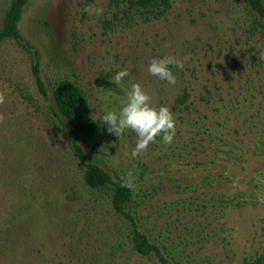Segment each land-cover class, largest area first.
Masks as SVG:
<instances>
[{
	"label": "rangeland",
	"instance_id": "1",
	"mask_svg": "<svg viewBox=\"0 0 264 264\" xmlns=\"http://www.w3.org/2000/svg\"><path fill=\"white\" fill-rule=\"evenodd\" d=\"M170 1L144 20L110 0H29L19 28L38 50L50 96L61 80L84 92L94 160L131 188L141 230L177 264H243L264 252V20L244 0ZM10 3L0 0V30ZM166 55L185 60L175 86L147 72ZM123 69L129 76L117 85L111 76ZM131 83L176 121L172 143L158 138L136 157L135 134L119 139L101 120L119 112ZM51 102L28 52L5 39L0 264H157L134 250L111 193L85 184Z\"/></svg>",
	"mask_w": 264,
	"mask_h": 264
},
{
	"label": "trees",
	"instance_id": "2",
	"mask_svg": "<svg viewBox=\"0 0 264 264\" xmlns=\"http://www.w3.org/2000/svg\"><path fill=\"white\" fill-rule=\"evenodd\" d=\"M115 7H122L126 16L137 14L144 20L164 15L171 8L170 0H110ZM29 0H11L0 30V44L5 39H14L30 55L33 74L41 94L51 98L49 106L52 116L67 131L68 140L75 158L85 167V184L94 190H107L111 193L114 212L129 226L134 250L143 257H149L157 264H177L164 250L145 234L130 209L131 188L119 177H113L94 160L93 136L96 123L91 114L88 100L73 81L61 80L50 96L40 76L39 53L36 47L26 42L20 32L19 23ZM248 9L264 20V0H244ZM185 93L178 98L180 103L187 100ZM243 264H264V252L254 259H245Z\"/></svg>",
	"mask_w": 264,
	"mask_h": 264
},
{
	"label": "clouds",
	"instance_id": "3",
	"mask_svg": "<svg viewBox=\"0 0 264 264\" xmlns=\"http://www.w3.org/2000/svg\"><path fill=\"white\" fill-rule=\"evenodd\" d=\"M97 14L102 9H96ZM264 57V53L261 54ZM185 60L172 55L153 57L147 65V72L157 80L164 81L167 85L177 84L176 72L184 68ZM127 69L116 71L111 76V81L119 85L128 77ZM101 120L107 124L106 131L121 138L130 131L135 134L136 142L131 151L132 157L145 151L157 139L164 144L173 142L176 135V121L174 114L167 105L154 106L152 97L139 83H131L126 93V100L119 112L106 111ZM131 180V174H127Z\"/></svg>",
	"mask_w": 264,
	"mask_h": 264
}]
</instances>
